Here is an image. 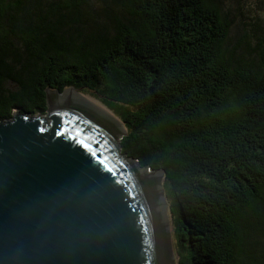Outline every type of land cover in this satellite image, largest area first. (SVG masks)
Instances as JSON below:
<instances>
[{
    "label": "trees",
    "instance_id": "1",
    "mask_svg": "<svg viewBox=\"0 0 264 264\" xmlns=\"http://www.w3.org/2000/svg\"><path fill=\"white\" fill-rule=\"evenodd\" d=\"M232 9L0 0V120L46 113L47 88L98 99L125 126L123 153L163 170L180 264H264V18L234 37Z\"/></svg>",
    "mask_w": 264,
    "mask_h": 264
},
{
    "label": "water",
    "instance_id": "2",
    "mask_svg": "<svg viewBox=\"0 0 264 264\" xmlns=\"http://www.w3.org/2000/svg\"><path fill=\"white\" fill-rule=\"evenodd\" d=\"M48 91L46 117L0 120V264H170L163 170L158 192L112 118Z\"/></svg>",
    "mask_w": 264,
    "mask_h": 264
},
{
    "label": "rangeland",
    "instance_id": "3",
    "mask_svg": "<svg viewBox=\"0 0 264 264\" xmlns=\"http://www.w3.org/2000/svg\"><path fill=\"white\" fill-rule=\"evenodd\" d=\"M237 0H231V6L234 8L232 9V14L235 15V26L233 28V32H232V36L237 37V31L239 28V25H241V22H251V17L254 16H259L264 18V0H252V6L250 7L248 5V1L247 0H238L239 3L238 5H235ZM236 9H239L241 12L239 11H235ZM237 24H239L237 26ZM250 28V27H247ZM235 43H237V39L234 40ZM70 91L72 89H66L63 92L59 93V94H64V92L66 91ZM74 91H76L78 94L81 95L82 99H86L88 102H90V104H94L97 105L100 111H102L103 109L105 111H107L109 114H111L114 119H116L115 122H117V124L121 127L123 134H121L118 137V148H119V154H123L122 151V147H120V140L121 138L125 135L126 130H125V126L124 124L117 119L114 114L109 111L104 105H102V103L96 99L95 97L89 95V94H84L83 91L78 90V89H74ZM47 94H55V91L51 92L48 91ZM15 111L18 112V110L16 109ZM36 115H43L46 117V114H36ZM13 116V115H12ZM125 156V155H124ZM126 157V156H125ZM136 162V161H135ZM138 165V162H136ZM139 167V165H138ZM149 171H151L149 169ZM155 174V178H156V183H157V188H158V192H160V188H159V177H160V173L158 171H153ZM161 180V184H162V188H163V176L160 179ZM165 187H164V191H165ZM166 194V195H165ZM164 202L166 201L167 207H165L163 200L160 198L161 201V206H162V212H163V218H164V224H165V230H166V234H167V243H168V250H169V256H170V264H172L173 259L175 260L176 264H180L181 260L186 257V255L189 254V246L187 245L185 239H183V234L185 233V230L183 229L181 222L179 220V218L177 217L176 214L173 213V209H172V199L167 196V193H164ZM159 197H160V193H159ZM170 204V210L168 208ZM167 225L169 228V235H170V245L168 242V229H167ZM186 245V246H185ZM186 247V248H184ZM171 251V252H170ZM172 253V255H171ZM173 257V259H172Z\"/></svg>",
    "mask_w": 264,
    "mask_h": 264
},
{
    "label": "bare ground",
    "instance_id": "4",
    "mask_svg": "<svg viewBox=\"0 0 264 264\" xmlns=\"http://www.w3.org/2000/svg\"><path fill=\"white\" fill-rule=\"evenodd\" d=\"M55 94H59V92H56L55 91ZM64 94H73V95H77L78 97H80V98H82L81 97V95L80 94H78L76 91H74L73 89L72 90H70V91H66V92H64ZM85 101H87L86 99H84ZM89 101V100H88ZM87 101V102H88ZM90 103V102H89ZM93 106H95V107H98L97 105H94L93 104ZM102 112L103 113H105L107 116H109L110 118H112L114 121H116V119H114V117L111 115V114H109L107 111H105L104 109L102 110ZM117 123V122H116Z\"/></svg>",
    "mask_w": 264,
    "mask_h": 264
}]
</instances>
